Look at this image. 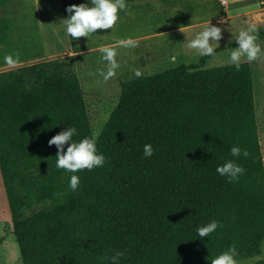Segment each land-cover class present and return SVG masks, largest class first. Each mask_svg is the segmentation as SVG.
<instances>
[{
  "label": "trees",
  "instance_id": "1",
  "mask_svg": "<svg viewBox=\"0 0 264 264\" xmlns=\"http://www.w3.org/2000/svg\"><path fill=\"white\" fill-rule=\"evenodd\" d=\"M8 56L28 52L7 44L0 66ZM211 57L125 82L96 141L105 164L75 173L76 191L48 144L67 126L77 129L74 141L93 134L73 57L0 72V172L23 264H109L117 251L120 264H211L232 246L235 260L261 253L264 157L252 69L205 68ZM233 146L248 156L232 157ZM228 160L244 168L238 180L217 173ZM212 221L216 231L197 237Z\"/></svg>",
  "mask_w": 264,
  "mask_h": 264
},
{
  "label": "rangeland",
  "instance_id": "2",
  "mask_svg": "<svg viewBox=\"0 0 264 264\" xmlns=\"http://www.w3.org/2000/svg\"><path fill=\"white\" fill-rule=\"evenodd\" d=\"M41 1L43 2V6H37V9L35 0H8L6 4L0 6V48L5 47L7 44L23 45L28 52V58L0 66V72L27 69L31 65L61 60L66 56V53L62 51L64 50L63 44L65 43V39L59 36V34L61 35L64 32L50 30L48 25L49 23L51 25L52 22L59 21L57 26L61 27L60 18L62 19V15L60 13L59 2L58 0ZM40 8L43 12L47 13H44L45 15L41 14L39 12ZM208 8L212 13L216 12L218 14L217 18L224 16V14L220 15L213 8ZM230 14L232 17L225 22L221 23L217 21L210 24L221 28L222 38L219 41V45L213 43V47L215 49L222 47L223 50L209 58L205 68L230 65L228 63L230 50L236 47L233 46V43H235L234 36L240 30L246 29L250 24H255L260 29L258 33L259 43L262 51H264V0H232ZM47 15L53 21L47 19L45 17ZM40 23H44L42 25L45 28ZM204 27L182 31L180 34L171 36L176 42V47L173 49L176 57L175 62L171 60L161 62L153 59L144 63L133 64L132 69H120L118 67L115 75L108 80H104L99 75L100 71H107V63L102 62V55L99 54L92 57L89 65H84L80 62V66L76 70L81 81L92 133L99 130L101 134L112 112L119 103L123 84L139 77L135 75L137 71L141 73L140 76H152L180 65L198 63L202 56H198L195 50L189 49L187 43L195 38ZM250 66L254 81L256 120L258 121V133L264 157V56L257 61H253ZM42 207L44 205L39 204L36 208L40 209ZM261 260H264V240L259 255L235 261L236 264H255ZM0 264H23L20 248L13 233L12 214L1 172Z\"/></svg>",
  "mask_w": 264,
  "mask_h": 264
},
{
  "label": "clouds",
  "instance_id": "3",
  "mask_svg": "<svg viewBox=\"0 0 264 264\" xmlns=\"http://www.w3.org/2000/svg\"><path fill=\"white\" fill-rule=\"evenodd\" d=\"M68 13L67 18L61 20L65 30V35L75 40L80 37H90L96 33L98 29H112L119 19V13L124 12L130 14V9L126 0H86L85 3L71 4L66 7ZM260 29L255 24H250L246 29H242L235 34L234 39L236 47L230 50L228 63L235 66L237 71L240 70L242 62L251 64L264 56L261 45L259 43ZM233 36V34H232ZM222 38V30L215 25L206 24L204 29L199 32L195 38L187 43L189 49L195 50L198 56H213L215 48L213 43L219 45ZM120 47L134 48L138 45V41L129 37L118 41ZM102 60L107 62V71H100L99 75L108 80L115 75L116 69L119 67L116 60V51L110 47H101ZM172 61L175 62L173 56ZM8 64H12L11 56L5 57ZM136 76L141 73L137 71ZM77 129L74 126H67L66 130L54 135L49 139V146L55 145L57 148L56 168L63 169L68 173H73L70 176L68 187L71 191H76L80 185L78 171L87 169L89 171L103 167L105 164L104 154L98 152L96 141L100 135L99 130L94 132L90 137H84L79 141H74ZM67 148L65 150V146ZM231 156L239 158L248 156L247 150H242L238 146H233L230 149ZM144 157H151L154 153L152 145L145 144L143 148ZM219 175L227 177L230 181L238 180L244 174V168L237 164L234 160H228L216 168ZM220 225L217 221H212L204 226L196 229L197 237L203 239L209 238ZM236 249L234 246L222 252L214 259L211 264H236L235 261ZM124 253L121 251L115 252L109 258V264H120Z\"/></svg>",
  "mask_w": 264,
  "mask_h": 264
},
{
  "label": "crops",
  "instance_id": "4",
  "mask_svg": "<svg viewBox=\"0 0 264 264\" xmlns=\"http://www.w3.org/2000/svg\"><path fill=\"white\" fill-rule=\"evenodd\" d=\"M35 1L36 9L37 6H43L41 0ZM58 2L62 19H64L68 16L66 12L68 5H79L85 3L86 0H58ZM126 3L130 14L120 12L119 19L112 29H98L89 38L80 37L72 40L68 36L65 37L61 18V27L57 26L59 21L52 22V26L50 23L48 24L50 30L64 32L61 35L58 33L65 39L62 51L66 53L65 57H73L76 69L79 68L80 62L89 65L92 57L102 55L101 47L115 49L120 69H132L133 64L153 59L161 62L172 61L171 58L175 57L173 49L176 47L175 40L171 38L172 35L202 27L208 23L212 24L217 21L223 23L232 17L230 14L232 0H126ZM208 7L213 8L220 15L224 14V16L217 18L218 14L212 13ZM39 12L43 15L47 13L42 9ZM45 17L53 21L48 15ZM42 24L44 23H40V25ZM43 28L45 27L43 26ZM129 37L138 41V45L134 48L120 47L118 41ZM102 62L107 63L103 60Z\"/></svg>",
  "mask_w": 264,
  "mask_h": 264
}]
</instances>
